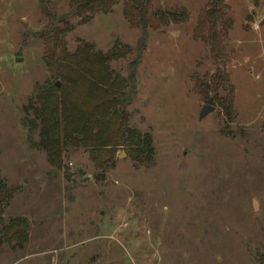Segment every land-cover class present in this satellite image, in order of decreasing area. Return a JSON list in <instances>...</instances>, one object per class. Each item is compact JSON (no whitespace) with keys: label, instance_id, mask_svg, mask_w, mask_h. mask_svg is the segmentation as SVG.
Wrapping results in <instances>:
<instances>
[{"label":"rangeland","instance_id":"rangeland-1","mask_svg":"<svg viewBox=\"0 0 264 264\" xmlns=\"http://www.w3.org/2000/svg\"><path fill=\"white\" fill-rule=\"evenodd\" d=\"M210 1L151 0L152 12L187 17L149 29L137 64L129 125L151 132L152 162L121 147L99 167L66 147L58 169L24 107L49 78L40 31L68 0H0V177L16 189L2 216L25 219L28 233L21 248L0 245V264H264V0H225L220 58L193 33ZM69 20L68 51L83 41L106 53L118 41L130 52L109 65L128 75L141 34L122 4ZM207 83L231 91L234 117L219 105L200 116Z\"/></svg>","mask_w":264,"mask_h":264},{"label":"trees","instance_id":"trees-1","mask_svg":"<svg viewBox=\"0 0 264 264\" xmlns=\"http://www.w3.org/2000/svg\"><path fill=\"white\" fill-rule=\"evenodd\" d=\"M225 0H211L199 13L194 35L208 44L215 58H220L218 27L228 28L221 14ZM68 12L58 18H50L40 31L45 47L43 62L49 78L37 86L24 107V117L32 128H37V148L47 154L52 166L62 169V155L66 147L83 148L95 165L112 166L117 149L125 150L138 164H150L154 157L152 134L140 132L129 125L128 105L135 100L138 90L136 69L147 39L149 29L168 26L186 20L185 12L151 11V0H68ZM122 4V14L132 28L140 31L137 57L129 64L126 77L110 67L111 61L124 59L130 52L127 45L116 41L104 53L94 45L80 41L75 50L68 51L63 37L73 26L71 18L86 24L96 14H108L113 7ZM225 34L226 32L223 31ZM224 71H216V78L226 86ZM59 85H56L55 83ZM221 85L205 84L204 101L208 105H219L226 116H233L231 91L226 97L217 96ZM222 86L224 89L226 87ZM210 92H214L211 96ZM264 127V123H263ZM15 188H9L0 177V245L21 248L27 241L25 219L11 218L7 223L3 211L9 206Z\"/></svg>","mask_w":264,"mask_h":264},{"label":"water","instance_id":"water-1","mask_svg":"<svg viewBox=\"0 0 264 264\" xmlns=\"http://www.w3.org/2000/svg\"><path fill=\"white\" fill-rule=\"evenodd\" d=\"M18 60V59H17ZM59 85V84H58ZM213 109V106H211V105H208V104H206V105H204V106H202V109H201V117H203V116H205L206 115V113H207V111H210V110H212Z\"/></svg>","mask_w":264,"mask_h":264}]
</instances>
